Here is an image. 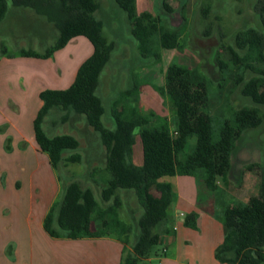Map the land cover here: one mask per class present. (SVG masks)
<instances>
[{"label":"trees","instance_id":"trees-1","mask_svg":"<svg viewBox=\"0 0 264 264\" xmlns=\"http://www.w3.org/2000/svg\"><path fill=\"white\" fill-rule=\"evenodd\" d=\"M115 2L127 13L142 56H150L155 42L167 49L184 48L181 32L165 28L160 15L149 10L139 13L137 0ZM10 6L34 9L53 22L58 30L54 44L44 51L21 48L19 54L22 56L48 58L78 36L88 38L93 45L92 54L79 66L70 86L40 92L42 106L33 120V128L39 148L49 155L52 165L59 171L61 165L80 160L77 152L80 141L69 133L48 134L43 127L45 118L53 108L84 115L106 146L105 186L97 199L91 187H84L73 176L67 177L59 171L61 178L66 177L64 191L44 219L45 230L54 237L115 235L125 250L130 245L123 264H140L150 256L162 234L173 230L169 208L177 200V193L171 182L161 179L200 175L209 190L218 191V178L228 175L237 140L264 122L260 108L264 104V78L253 77L242 87V93L251 98L254 105L236 109L232 117L224 118L197 105L198 100L209 97L207 78L197 68L172 60L165 71L161 91L169 101L175 125L171 126L166 118L158 117L153 121L152 113L139 112L135 107L125 110L116 102L112 110L115 125L109 127L102 121L105 107L97 89L115 42L103 34V20L96 16L99 0H0V22ZM256 6L263 13V30L240 31L235 39L243 54L234 60L243 69L254 68V63H264V0H257ZM139 89V85H135L128 95L138 93ZM137 135L143 147L141 165L133 161ZM193 138L195 142L190 145ZM254 166L260 170L256 195L247 201L236 200L233 205L219 200L222 209L217 217L224 227V239L216 247L215 257L222 263L264 262V162L252 164L249 169ZM119 190L133 191L144 209L132 241L130 225L120 217ZM197 218V212H190L184 223L197 228Z\"/></svg>","mask_w":264,"mask_h":264},{"label":"rangeland","instance_id":"rangeland-1","mask_svg":"<svg viewBox=\"0 0 264 264\" xmlns=\"http://www.w3.org/2000/svg\"><path fill=\"white\" fill-rule=\"evenodd\" d=\"M99 2L100 8L96 16L103 20V34L115 42L97 89L105 107L102 121L106 126L115 125L112 110L116 102L119 107L124 106L125 110L135 107L139 112L152 113L153 121H157L158 117L166 118L170 125L174 126L175 116L168 99L161 91L165 82V71L172 60L197 68L207 78L209 97L198 100L197 105L206 108L210 113L230 118L234 110L254 105L251 98L242 93V87L253 77L264 78V63H254V68L243 69L234 58L239 59L243 54L235 40L240 31L250 28L263 30V13L256 6L257 0H137L139 13L149 10L154 15H160L165 28L181 32L184 45L182 50L167 49L155 42L149 57L140 54L127 13L115 0ZM57 34L55 24L34 9L10 6L8 14L0 22V67H9L3 66L6 62L2 57L20 56L18 50L21 48L44 51L54 44ZM81 41H86L88 49H84ZM63 48L54 58V63L60 64L61 71L71 67L76 72L78 65L90 54L92 45L86 38L78 37L70 40ZM67 73L65 71L66 78ZM70 78L65 83L67 87ZM135 85H139L138 93L128 95V91H132ZM260 108L264 115V104L260 105ZM43 127L50 135L69 133L80 141L77 151L80 153V160L61 165L59 171L67 177L73 176L82 186L91 187L96 198L100 199L101 190L105 186L106 146L98 133L86 122L85 116L53 108L45 118ZM194 142L195 138L191 139L190 145ZM133 161L137 165L143 163V147L139 135L133 145ZM262 162L264 122L258 128L248 130L237 140L231 157V169L225 178H218V191L209 190L200 175L181 176L182 179H192L196 185L195 194L193 189L191 193L196 196L198 206L202 208L197 218L196 235L188 241L192 252L198 250L194 245L202 244L200 233L208 214L206 204L214 201L215 216H218L222 209L219 200L223 199L226 204L233 205L236 200L247 201L256 195L260 170H256L255 166L249 169V166ZM175 179V176H164L161 180L174 182ZM61 181L65 184L66 177L61 178ZM187 190L189 194L190 191ZM117 195L121 203L120 217L130 225L129 234L132 241L138 231L137 220L143 215L144 209L133 191L119 190ZM61 196L62 193L57 199ZM222 196L224 197L221 198ZM176 205L175 201L170 206L169 215H172L176 208H184L183 205ZM163 248L162 242L154 245L150 256L155 258L160 255ZM173 251L175 248L171 246L168 254ZM140 264L159 262L156 258L151 262L142 259Z\"/></svg>","mask_w":264,"mask_h":264},{"label":"crops","instance_id":"crops-1","mask_svg":"<svg viewBox=\"0 0 264 264\" xmlns=\"http://www.w3.org/2000/svg\"><path fill=\"white\" fill-rule=\"evenodd\" d=\"M81 44L88 49L86 41ZM60 50L48 58L2 57L7 63L2 65L9 67H0V264H123L130 245L125 250L118 238L54 237L44 228V219L63 193L64 184L49 155L35 140L33 120L42 106L40 92L47 88L64 89L71 75L70 86L84 61L76 72L71 67L66 69V78L60 64L54 63ZM92 52L93 45L86 58ZM181 176L192 175H175V181L170 182L177 193L176 206L184 208H176L170 215L173 230L162 234L160 242L164 248L155 258L159 264H228L215 257V249L224 239V227L215 216L214 201L206 204L202 244L192 245L198 250L191 251L188 241L198 229L185 225L184 218L190 212L200 215L202 208L194 195L196 185ZM171 246L175 251L168 254ZM155 258L145 259L151 262Z\"/></svg>","mask_w":264,"mask_h":264},{"label":"built area","instance_id":"built-area-1","mask_svg":"<svg viewBox=\"0 0 264 264\" xmlns=\"http://www.w3.org/2000/svg\"><path fill=\"white\" fill-rule=\"evenodd\" d=\"M181 215L183 216V215H184V213L182 212V213H181Z\"/></svg>","mask_w":264,"mask_h":264}]
</instances>
